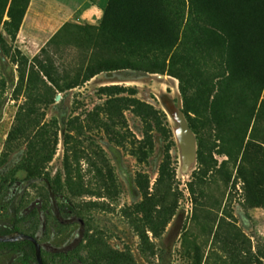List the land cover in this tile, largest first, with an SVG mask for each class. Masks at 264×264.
Returning <instances> with one entry per match:
<instances>
[{
    "label": "rangeland",
    "instance_id": "rangeland-1",
    "mask_svg": "<svg viewBox=\"0 0 264 264\" xmlns=\"http://www.w3.org/2000/svg\"><path fill=\"white\" fill-rule=\"evenodd\" d=\"M22 1L18 0L16 9ZM231 1L241 12L243 24L248 16L256 17L254 29L259 36L255 53L263 62L264 0ZM10 2L7 0L3 21L8 20ZM80 2L28 0L13 41L0 22V184L8 172L14 171L13 180L22 183L23 206L20 210L24 212L45 188V173H48L49 185L53 186L58 181L63 183V160L66 158L71 165L72 178L102 196H86L80 202L110 203L109 209L90 212L92 229L88 232L86 229V236L94 234L95 238L105 242L107 251H116L114 264H230L224 241L232 242L241 251L243 260H248L247 264H264V111L254 134L246 139L248 145L243 156L239 155L238 162L230 159L221 171H213L211 181L202 189L197 184L196 159L192 163L185 162L182 156L179 143L182 101L178 81L167 75L127 69L101 73L77 88L60 93L56 91L55 95L41 87L42 96L34 103L35 113L23 121L24 124L29 122L25 134L17 136L10 144L6 142L16 123L19 106L25 101L21 85L29 72V63L22 65L21 56L30 61L38 55L40 60L52 62L61 74L82 76L86 71L91 49L86 47L89 39L80 28L99 26L103 15L97 25L77 24L64 16L65 6L74 8ZM108 2L101 0L103 13ZM62 27L64 32L60 31ZM215 41L218 42V38ZM211 42L214 43V38ZM21 76H24L23 81H20ZM110 85L134 88L136 98L162 110L175 141L171 150V165L175 169L171 193L177 198L176 211L161 237L155 240L157 254L149 263L140 258L137 250L139 240L128 227L122 209L142 200L135 184L137 175L152 187L162 159L163 143L155 135L153 154L136 160L129 150L133 146L132 134L136 139L140 137L139 122L128 112L125 113L127 127L117 129L124 137V147L108 142L102 125L87 116L106 100L105 91L101 88ZM261 99L264 100V85ZM52 118L58 124L53 129L58 134L55 153L50 162L41 165L44 177L29 179L25 170L15 167L25 156L27 144L35 132ZM41 148L38 139H34L35 158L45 154ZM227 150L230 151V145ZM214 158L218 165L226 159L216 154ZM32 220L28 217L20 228L30 231ZM219 226L218 235H214ZM79 230V226L73 224L58 238L51 240L47 235L42 241L57 247L72 244ZM0 264H20L16 251L7 246L0 247Z\"/></svg>",
    "mask_w": 264,
    "mask_h": 264
},
{
    "label": "trees",
    "instance_id": "trees-1",
    "mask_svg": "<svg viewBox=\"0 0 264 264\" xmlns=\"http://www.w3.org/2000/svg\"><path fill=\"white\" fill-rule=\"evenodd\" d=\"M17 4L18 0H11L7 8L8 20L3 21L7 0L0 1V22L12 41L28 0H23L16 9ZM236 11L231 0H109L99 26L80 28L89 39L86 47L91 49L89 64L82 76L61 74L52 62L42 61L38 55L30 61L21 56L22 65L29 63V72L21 85L25 101L19 106L16 123L6 142L10 144L17 136L25 134L29 122L24 124L23 121L35 113L34 103L42 96L41 87L55 95L56 91L77 88L101 73L127 69L167 75L178 81L183 115L196 141L197 184L204 188L211 181L213 171L219 172L230 159L238 162L239 155L243 156L248 145L246 139L254 134L264 111V100L261 99L264 61H259L255 53L259 36L254 29L256 17L248 16L243 24L241 12ZM60 31L64 32V27ZM23 80L24 76H21L20 81ZM101 90L107 98L95 106L87 118L102 125L108 142L124 147V137L117 129L127 127L125 113L128 112L139 122L140 137L136 139L132 134L133 146L129 150L136 160L153 154L155 135L163 143L162 159L152 187L137 175L135 184L142 200L122 209L128 227L139 240L138 254L149 263L157 254L155 240L161 237L176 211L177 198L171 193L175 177L171 150L175 141L165 113L136 98L134 88L110 85ZM57 125L56 119L52 118L29 140L25 156L15 167L25 170L29 179L41 178L44 174L41 165L51 161L58 142L57 131L53 130ZM36 138L41 143V150L45 151L38 158L34 151ZM215 154L226 159L218 165ZM241 161L238 168H241ZM13 173L8 172L3 183L13 182ZM63 173L65 179L63 183H56L55 192L64 196L66 207L84 221L88 232L92 229L90 212L109 209L110 203L80 202L86 196H102L72 178L71 165L66 158ZM44 175V180L49 183L48 173ZM0 190L3 192L6 188ZM7 207L8 203L0 196V210L5 211L0 215L2 235L22 231L20 225L25 221V217L17 212L18 208L11 207L14 212L8 213ZM219 230L220 226L214 235H218ZM2 246L20 250L21 264H34L30 242L0 243ZM105 247V242L89 234L85 244H80L67 256H60V264H114L117 252L107 251ZM224 248L230 264H247L248 260H243L241 251L232 242L224 241ZM43 261L48 264L45 258Z\"/></svg>",
    "mask_w": 264,
    "mask_h": 264
},
{
    "label": "flooded vegetation",
    "instance_id": "flooded-vegetation-1",
    "mask_svg": "<svg viewBox=\"0 0 264 264\" xmlns=\"http://www.w3.org/2000/svg\"><path fill=\"white\" fill-rule=\"evenodd\" d=\"M21 186L22 183L16 180L9 183H1L0 189L6 188V190L0 192L1 200L8 203V213L14 212L11 207L18 208L17 212L19 213V215L24 216L25 220L28 217H31L33 219L30 231L27 232L22 230L19 232L27 234L36 240L37 244L40 246V254L42 257V261L45 258L48 264H60V256H67L68 253L75 251L80 244H85L87 227L85 226V223L81 218L75 216L66 207L67 201L65 200L64 196L61 195L59 192H55L56 183L52 186L45 181V188L43 189L42 193L38 196L37 200L35 202H32L24 212H21L20 209L23 206L21 197ZM0 212L1 215L5 214V211L0 210ZM73 224L78 225L80 230L78 232V236H75L72 244L57 247L49 242L42 241V239L47 235H49L51 240L58 238L60 234L66 231ZM65 242L66 240L63 241V244H65ZM31 245L34 254V245L32 243ZM11 250L16 251L20 262L22 252L18 249L13 248H11ZM34 264H37L36 260Z\"/></svg>",
    "mask_w": 264,
    "mask_h": 264
},
{
    "label": "water",
    "instance_id": "water-1",
    "mask_svg": "<svg viewBox=\"0 0 264 264\" xmlns=\"http://www.w3.org/2000/svg\"><path fill=\"white\" fill-rule=\"evenodd\" d=\"M180 124V137L179 143L182 150V156L185 162H193L196 158V141L195 136L188 126L184 115L180 113L179 115ZM19 241H29L34 245V255L37 264H44L40 254V246L37 244L36 240L22 232L14 231L6 235H0V242L12 243Z\"/></svg>",
    "mask_w": 264,
    "mask_h": 264
},
{
    "label": "crops",
    "instance_id": "crops-1",
    "mask_svg": "<svg viewBox=\"0 0 264 264\" xmlns=\"http://www.w3.org/2000/svg\"><path fill=\"white\" fill-rule=\"evenodd\" d=\"M101 0H81L74 8L65 6L64 16L72 18L74 23L97 25L103 15ZM70 21L69 19H66Z\"/></svg>",
    "mask_w": 264,
    "mask_h": 264
}]
</instances>
